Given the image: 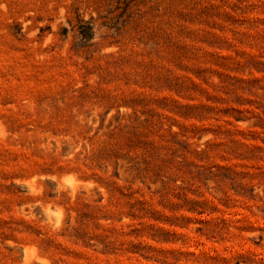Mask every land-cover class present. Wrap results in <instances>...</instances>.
Here are the masks:
<instances>
[{"label":"rangeland","instance_id":"obj_1","mask_svg":"<svg viewBox=\"0 0 264 264\" xmlns=\"http://www.w3.org/2000/svg\"><path fill=\"white\" fill-rule=\"evenodd\" d=\"M0 264H264V0H0Z\"/></svg>","mask_w":264,"mask_h":264}]
</instances>
